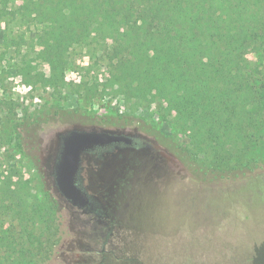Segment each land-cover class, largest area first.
<instances>
[{
    "label": "rangeland",
    "instance_id": "obj_1",
    "mask_svg": "<svg viewBox=\"0 0 264 264\" xmlns=\"http://www.w3.org/2000/svg\"><path fill=\"white\" fill-rule=\"evenodd\" d=\"M21 3L8 0L11 8ZM5 34H24L20 51L6 46ZM36 35V28L0 17V173L17 186L20 180L25 184L30 204L17 207V213L0 206V226L11 236L27 234L44 193H60L54 178L60 134L74 128L110 130L132 136L135 143L83 161L79 177L94 206L62 195L60 241L43 264H264V127L247 150L235 151V160L240 154L241 161L252 160L247 174L217 185L195 180L179 154L145 129L151 124L178 146L192 148L189 124L174 118L155 93L128 96L126 86L114 79L121 63L110 40L101 36L54 53ZM22 55L31 61L27 76L20 73ZM51 55L62 56L65 66L64 79L53 84L48 83ZM249 60L264 78V59L249 53ZM27 115L40 125L26 151L18 147L11 126ZM205 185L211 190L204 191ZM2 187L0 204H11L4 199L7 186ZM217 187L227 196L222 219L210 205ZM219 223L226 224L224 231ZM212 234L210 244L205 238ZM13 256L11 249H0V264H16Z\"/></svg>",
    "mask_w": 264,
    "mask_h": 264
},
{
    "label": "trees",
    "instance_id": "obj_2",
    "mask_svg": "<svg viewBox=\"0 0 264 264\" xmlns=\"http://www.w3.org/2000/svg\"><path fill=\"white\" fill-rule=\"evenodd\" d=\"M0 17L36 28L38 43L54 53L101 36L110 40L121 63L114 79L126 86L128 96L155 93L167 101L174 118L189 124L192 148L178 146L151 124L145 129L179 154L195 180L217 185L250 171L252 160L241 161L242 154L235 160L234 155L240 147L247 150L264 127V78L258 64L249 65V53L264 59V0H22L15 8L0 0ZM4 39L8 48L19 51L26 42L24 34H5ZM59 56L50 57L49 84L64 79ZM20 61V73L29 75L31 61L23 55ZM39 125L37 117L27 115L11 126L20 149L27 151ZM102 150L97 145L85 150L82 165ZM26 155L35 167L34 157ZM1 175L0 187L7 186L4 199L11 204L0 206L15 213L21 211L17 207L27 208L25 184L20 180L17 186ZM210 190L205 185L204 191ZM216 192L212 204L206 202L222 219L221 203L227 196L221 188ZM63 200L56 190L46 191L27 234L11 236L0 226V249H11L16 264L48 261L61 237ZM221 225L218 230L224 231L226 224ZM205 240L213 244L214 234ZM206 254L211 261L208 249Z\"/></svg>",
    "mask_w": 264,
    "mask_h": 264
},
{
    "label": "water",
    "instance_id": "obj_3",
    "mask_svg": "<svg viewBox=\"0 0 264 264\" xmlns=\"http://www.w3.org/2000/svg\"><path fill=\"white\" fill-rule=\"evenodd\" d=\"M134 138L125 133L110 130L74 128L60 134V147L54 164L55 184L59 192L72 202L80 193L76 176L80 168L82 153L96 145L112 142L131 143Z\"/></svg>",
    "mask_w": 264,
    "mask_h": 264
},
{
    "label": "flooded vegetation",
    "instance_id": "obj_4",
    "mask_svg": "<svg viewBox=\"0 0 264 264\" xmlns=\"http://www.w3.org/2000/svg\"><path fill=\"white\" fill-rule=\"evenodd\" d=\"M134 143H135V141L133 139L132 142L128 143V144L124 143V142H112L109 144L97 145V146L104 149L99 153V155H101L102 153H105V152H112L115 148H122L125 146L133 145ZM81 168H82V163L80 162V168H79L78 174L76 176V184L80 188V193L78 194L76 201L78 202L80 200L79 203L82 206L89 204L90 207H93L94 205L92 204V202L87 200L88 192L83 188L81 178L79 177Z\"/></svg>",
    "mask_w": 264,
    "mask_h": 264
}]
</instances>
